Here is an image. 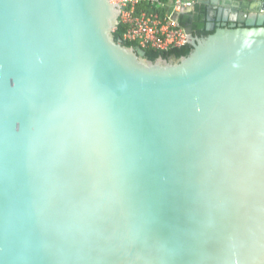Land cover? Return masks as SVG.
<instances>
[{
    "label": "water",
    "instance_id": "95a60500",
    "mask_svg": "<svg viewBox=\"0 0 264 264\" xmlns=\"http://www.w3.org/2000/svg\"><path fill=\"white\" fill-rule=\"evenodd\" d=\"M205 3L151 60L110 0H0V264H264V0Z\"/></svg>",
    "mask_w": 264,
    "mask_h": 264
},
{
    "label": "built area",
    "instance_id": "2783aa9c",
    "mask_svg": "<svg viewBox=\"0 0 264 264\" xmlns=\"http://www.w3.org/2000/svg\"><path fill=\"white\" fill-rule=\"evenodd\" d=\"M119 6L113 29H122V41L141 48L169 50L188 44L186 25L179 15L199 0H110Z\"/></svg>",
    "mask_w": 264,
    "mask_h": 264
},
{
    "label": "trees",
    "instance_id": "16d2710c",
    "mask_svg": "<svg viewBox=\"0 0 264 264\" xmlns=\"http://www.w3.org/2000/svg\"><path fill=\"white\" fill-rule=\"evenodd\" d=\"M206 6L198 4L192 11L179 15V21L183 25L190 23L193 28V32L197 35H206L210 31L205 29L206 22ZM116 38H122V29H117L114 32ZM127 45H136L135 43L125 42ZM192 49L191 45L186 44L179 48H173L169 50H155L152 48H144L145 56L148 59L155 60L158 57L167 59H178L182 55H186Z\"/></svg>",
    "mask_w": 264,
    "mask_h": 264
},
{
    "label": "crops",
    "instance_id": "0c3cea01",
    "mask_svg": "<svg viewBox=\"0 0 264 264\" xmlns=\"http://www.w3.org/2000/svg\"><path fill=\"white\" fill-rule=\"evenodd\" d=\"M199 0L190 11H192L195 6L202 4L207 6L206 2H211L210 4L216 9L217 7H223L226 13L241 12L246 11L250 8H255L258 5L259 0ZM250 7V8H249Z\"/></svg>",
    "mask_w": 264,
    "mask_h": 264
}]
</instances>
